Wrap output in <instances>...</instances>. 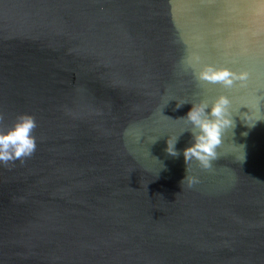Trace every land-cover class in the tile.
Masks as SVG:
<instances>
[{
    "label": "water",
    "instance_id": "obj_1",
    "mask_svg": "<svg viewBox=\"0 0 264 264\" xmlns=\"http://www.w3.org/2000/svg\"><path fill=\"white\" fill-rule=\"evenodd\" d=\"M219 95L235 127L186 173L167 139ZM0 113L37 124L0 163V264H264V0H0Z\"/></svg>",
    "mask_w": 264,
    "mask_h": 264
},
{
    "label": "clouds",
    "instance_id": "obj_2",
    "mask_svg": "<svg viewBox=\"0 0 264 264\" xmlns=\"http://www.w3.org/2000/svg\"><path fill=\"white\" fill-rule=\"evenodd\" d=\"M193 75L197 81L212 85L219 84L224 89H231L237 82L243 83L248 78L247 72L237 74L227 68H217L212 65H205L198 72L194 70ZM182 105L184 104L177 105V108ZM230 106L231 101L226 96L219 95L211 103L201 101L198 104H192L187 115L177 119L185 121L190 127L185 128L175 138L169 137L165 151L171 157H178L180 153L176 149V144L179 137L185 132L191 133V146L183 150L186 173L190 161L195 160L203 170L208 171L211 170L213 162L219 158L217 148L222 143L224 132L235 127ZM208 109L210 111H207ZM4 119V114L0 113V123ZM36 127L35 118L23 114L18 116L15 123L6 131H0V163L8 166L14 165L17 160L23 163L30 158L36 150V137L33 135ZM185 179L189 187L200 182L197 176L186 175L181 181V186Z\"/></svg>",
    "mask_w": 264,
    "mask_h": 264
}]
</instances>
